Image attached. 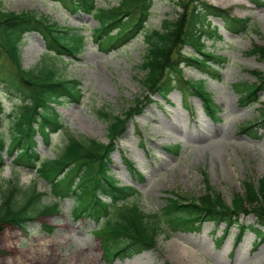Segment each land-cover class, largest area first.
Returning a JSON list of instances; mask_svg holds the SVG:
<instances>
[{"label": "rangeland", "instance_id": "374dc122", "mask_svg": "<svg viewBox=\"0 0 264 264\" xmlns=\"http://www.w3.org/2000/svg\"><path fill=\"white\" fill-rule=\"evenodd\" d=\"M97 1L101 6L118 4V0ZM200 1L226 9L232 16L249 18L253 27L235 33L225 27L223 19L213 17L223 38L215 42L207 40L206 50L226 59L216 62L209 58L208 62L216 70H210V73L184 63L180 65L185 78L203 81L205 90L212 94L220 110L218 120H210L197 95L185 96L174 90L168 100L153 96V102L143 113L126 124V132L112 154L111 172L121 184L134 185L138 189V203L146 213L161 211L166 205L165 198L175 196L176 192L192 196L204 194L205 175L209 186L229 205L236 195L245 192L244 182L248 177L256 181L264 177V129L259 130L260 137L242 130L248 122H264V90L256 95L259 102H244L243 93L236 89L238 83L258 82L255 72H264V61L253 51L255 46L264 49V5L250 0ZM176 2L155 0L146 30L140 31L127 45L103 50L89 37L84 51L74 59L60 58L48 52L36 32L25 35L21 45L25 69H34L45 61L54 64L61 76L82 82L83 97L79 102L57 106L62 122L70 132L108 142L110 121L102 112L131 113L138 105L136 99L148 95L141 81L145 75L141 65L147 51L145 32L161 28L164 19H176L182 10ZM0 7L6 11L47 15L53 22L80 28V32L89 35L99 26L92 14L73 12L52 0H1ZM183 53L202 56L189 46ZM9 63L0 55V69H5ZM0 96L9 112L15 99L5 93ZM8 126V119H5L7 131ZM203 133L208 138L196 140L197 135ZM222 136L227 143L215 144ZM65 138L64 131L58 132L53 135L52 143L46 145L37 136V150L43 157L54 158ZM207 145L210 146L205 149ZM3 153L6 166L0 170V191L10 180L18 182L23 190L34 184L35 173L16 168L12 163L15 153ZM127 160L135 163V170L129 167ZM43 182H37V186L48 192L41 201L42 205H48L54 197ZM1 200L0 192V203ZM61 206L59 213L31 220L26 229L3 223L0 264H264V225L256 223L253 213H242L240 221L258 228L262 236L246 230L237 241V227L226 230L224 223L210 221L203 224L198 233L177 232L171 238L162 234L155 249L132 258L109 260L104 255L100 237L94 232L99 224L85 215L75 217V200L70 196L62 199ZM42 224L53 228L45 229ZM40 243H44L43 246H39Z\"/></svg>", "mask_w": 264, "mask_h": 264}, {"label": "trees", "instance_id": "16d2710c", "mask_svg": "<svg viewBox=\"0 0 264 264\" xmlns=\"http://www.w3.org/2000/svg\"><path fill=\"white\" fill-rule=\"evenodd\" d=\"M54 1L61 2L72 11L93 14L99 22L94 29V39L100 48L114 49L127 44L146 28L155 0H118V4L113 6H101L97 0ZM251 1L263 4L264 0ZM176 3L182 9L176 19H164L161 28L145 32L147 51L141 65L145 71L141 81L148 95L136 99L138 105L131 113L115 115L102 112L110 121V142L107 144L70 132L56 109L65 101H80L82 89L79 79L61 76L54 64L45 61L34 69H25L21 60V45L28 32H38L47 51L60 58L76 57L87 42V35L78 28L53 22L47 15L38 16L32 11H6L0 7V55L10 62L5 69H0V92L17 100L8 112L0 97V170L5 165L3 152H16L13 163L18 168L34 170L37 177L50 184L55 197L74 198L75 216L86 215L97 222L104 219L97 233L103 240L105 251L115 257L132 256L155 248L161 233L169 236L176 231H200L206 221L225 223L226 230L237 227L238 241L246 230H257L253 225L240 221L242 213H253L257 217L256 222L264 225V177L257 181L248 177L244 182L245 192L236 195L229 205L219 192L209 186L205 175L204 194L192 196L176 192L175 196L166 198L161 211L147 214L135 201L137 190L120 185L111 173L115 139L125 130L128 120L141 113L145 104L152 101L151 95L158 93L166 98L174 88L182 90L184 95L196 94L203 100L207 113L214 119L218 118V107L205 90L203 81L186 79L180 65L185 63L210 72L215 69L208 63L209 58L224 59L206 50L207 40L215 42L222 39L211 16L221 17L230 31L239 33L253 27L249 18L232 16L226 9L200 0H177ZM185 46L201 53L202 57L195 53L185 55L182 52ZM253 51L264 61L263 48L255 46ZM255 75L258 82L236 85V89L243 93L244 102L256 101L257 93L264 89V72L256 71ZM5 119H8V131ZM259 126L264 127V122H248L242 130L258 136ZM60 131L66 133L60 151L54 158L42 157L37 151L35 137L41 135L44 143L49 145L52 135ZM33 182L23 190L18 182L10 180L1 189L0 227L2 223H12L25 228L27 222L38 215L60 211L58 199L48 205L41 204L45 193L38 188L37 181Z\"/></svg>", "mask_w": 264, "mask_h": 264}, {"label": "bare ground", "instance_id": "6f19581e", "mask_svg": "<svg viewBox=\"0 0 264 264\" xmlns=\"http://www.w3.org/2000/svg\"><path fill=\"white\" fill-rule=\"evenodd\" d=\"M222 137L219 138L217 141H215V144H217V145L220 144L221 145L223 143H227V140H225L226 138L224 139L225 136H222ZM206 138H208L207 134L206 133H203V134L197 135L196 140H199V139L200 140H203V139H206ZM208 141H210V140H208ZM209 146L210 145H207V148H205V149H208ZM43 244L44 243H40L39 246H43Z\"/></svg>", "mask_w": 264, "mask_h": 264}]
</instances>
